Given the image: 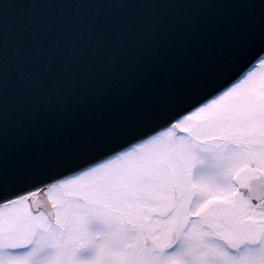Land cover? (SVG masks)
<instances>
[{
  "label": "snow or ice",
  "instance_id": "1",
  "mask_svg": "<svg viewBox=\"0 0 264 264\" xmlns=\"http://www.w3.org/2000/svg\"><path fill=\"white\" fill-rule=\"evenodd\" d=\"M0 264H264V0H0Z\"/></svg>",
  "mask_w": 264,
  "mask_h": 264
}]
</instances>
